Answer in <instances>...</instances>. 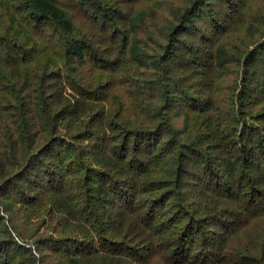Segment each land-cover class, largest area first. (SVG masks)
<instances>
[{"label": "trees", "instance_id": "1", "mask_svg": "<svg viewBox=\"0 0 264 264\" xmlns=\"http://www.w3.org/2000/svg\"><path fill=\"white\" fill-rule=\"evenodd\" d=\"M0 264H264V0H0Z\"/></svg>", "mask_w": 264, "mask_h": 264}]
</instances>
